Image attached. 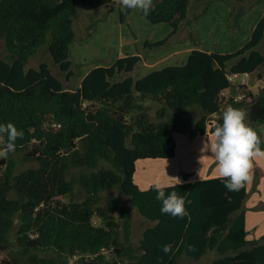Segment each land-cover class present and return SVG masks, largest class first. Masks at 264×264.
I'll return each mask as SVG.
<instances>
[{
    "label": "trees",
    "instance_id": "obj_1",
    "mask_svg": "<svg viewBox=\"0 0 264 264\" xmlns=\"http://www.w3.org/2000/svg\"><path fill=\"white\" fill-rule=\"evenodd\" d=\"M191 2L153 0L142 16L167 24L170 32L144 48L165 46L185 28ZM114 3L0 0L6 51L0 56V124L23 131L15 151L7 154L22 153L21 160L31 164L17 172L15 159L8 157L0 172V264H177L183 256L199 259L207 251L216 253L207 264H264V234L248 238V183L238 192H229L218 176L166 185L185 199L188 215L174 218L160 212L152 184L142 189L136 181L138 161L175 157V133L183 119L197 133L212 135L228 107L246 113L264 149V87L252 92L242 85L240 100L233 93L222 95L241 85L230 84L228 75L256 74L264 67V6L249 40L235 52L194 48L183 63L140 78L132 74L140 55L90 69L75 90L65 87L49 62L27 66L45 48L70 82L77 6L109 11ZM118 5L122 21L130 9ZM187 35L199 44L192 30ZM191 110L197 117L188 116ZM5 141L0 138V148ZM253 174L257 186L263 173L256 166ZM112 188L145 220L137 245L129 209L102 195ZM164 245L171 251L165 253Z\"/></svg>",
    "mask_w": 264,
    "mask_h": 264
},
{
    "label": "rangeland",
    "instance_id": "obj_2",
    "mask_svg": "<svg viewBox=\"0 0 264 264\" xmlns=\"http://www.w3.org/2000/svg\"><path fill=\"white\" fill-rule=\"evenodd\" d=\"M114 2V8L109 11L105 7L86 11L80 5L77 6L76 20H74L76 35L70 45L72 50H69V56L73 61V70L75 73L70 82H66L63 73L52 62L45 48L35 56H32L28 60L27 66L37 67L41 61H47L50 63L52 73L64 82L65 87L72 88L73 82H77L78 78L81 77L80 75L85 71L84 69L90 67L93 63H102L108 57L111 58V55L113 57L121 56V49L123 48L122 51H125L127 42L133 39V37V43H135L133 48L139 50L142 58L141 62L132 72L135 78L143 77L151 71L162 69L168 65L183 63L186 60L180 61L181 56L177 60H162L161 58L165 57V54L169 50H172L171 47L167 48L168 45L164 48L163 46L159 48L153 47L151 49L144 48L145 42L154 43L166 37L168 32H166L164 27L167 28L168 25L164 23L153 24L142 16L140 10L132 9H130L121 21L118 5L120 0H114ZM263 6V0H249L245 1V3H234L229 0H192L189 11L190 18H188L186 26L189 29L191 28L193 34L200 41L214 49L222 48L224 45H226L224 50L236 49L239 43L243 46L249 40L248 38L251 35L249 26L255 23V20L257 22L261 17ZM239 13L240 15L236 19V14ZM234 27H236V30ZM135 39L139 41H135ZM184 40H188L190 44H193L189 37L182 39L180 42L182 43ZM178 46H180L179 43ZM260 49L264 52L263 44ZM0 56L6 57V51L1 39ZM258 74H260L262 81L259 80L257 86L263 88L264 67L259 70ZM244 78V76L240 75L235 78V81L240 82ZM256 80L257 77L254 74L249 81V85L252 86L254 91H257L255 90ZM241 86H237L234 92H230L228 95L231 93L237 95ZM223 98L225 97L223 96ZM188 116L197 117L196 111L191 110ZM180 124L179 133H177V151L174 158L144 159L138 161L137 180L141 182V185L145 184V186L143 185L144 187L148 188L151 184L157 182L170 185L184 180L218 175V168L214 156L210 152H205L202 149L203 144L205 142L210 143L211 138L207 141V138L203 137L195 140L196 142L194 143H190V141H194L193 139H195V130L190 126L187 119H183ZM180 137L186 138L181 140ZM3 151L4 149L0 148V152ZM21 156L22 153L19 152L13 153L11 156L8 154L0 156V172L5 168L8 157L15 159L17 172L31 166L30 163L23 162ZM256 166L260 168L263 175L257 186L254 182V174L253 180L248 183V197L245 201V209L249 214L250 220L247 229L249 239L258 238L257 236L264 234V157L256 158L254 167ZM102 195L118 199L121 205L129 209L133 221L132 240L137 245L141 229L145 225L144 218L136 208L130 205L128 197L122 194L117 188L105 191ZM94 223H98L96 219H94ZM15 230L11 234L12 239H14ZM215 256L216 253L214 251H207L199 259L183 256L178 260L177 264H207Z\"/></svg>",
    "mask_w": 264,
    "mask_h": 264
},
{
    "label": "clouds",
    "instance_id": "obj_3",
    "mask_svg": "<svg viewBox=\"0 0 264 264\" xmlns=\"http://www.w3.org/2000/svg\"><path fill=\"white\" fill-rule=\"evenodd\" d=\"M153 6V0H120V8L140 10L147 16ZM246 113L238 108L228 107L222 116V123L212 129L210 143H204L202 149L210 152L216 161L218 177L229 192L240 191L245 184L253 180L252 169L258 157H264L261 140L255 129L247 122ZM24 135L14 124H0V138L6 137L4 151L0 156L15 151L16 141ZM151 189L161 202L160 212L171 217H186L185 199L175 191H166L163 183H153ZM165 253L171 251L170 245H164Z\"/></svg>",
    "mask_w": 264,
    "mask_h": 264
},
{
    "label": "crops",
    "instance_id": "obj_4",
    "mask_svg": "<svg viewBox=\"0 0 264 264\" xmlns=\"http://www.w3.org/2000/svg\"><path fill=\"white\" fill-rule=\"evenodd\" d=\"M229 1H232V2H234V3H236L235 2V0H229ZM204 2V1H203ZM219 5V4H218ZM219 7V6H218ZM190 9H191V7L189 8V11H190ZM188 18H190L189 17V13H188ZM256 24V20H255V23H252V24H250V26H249V31L250 32H252V29H253V27H254V25ZM164 29L166 30V32H170V27L168 26L167 28H165L164 27ZM188 29H189V27H187V26H185V28H183L179 33H177L176 35H174V36H172V37H170V39H169V41H168V43L165 45V46H167V48H169V47H171L172 48V50H169V52L167 53V54H165V57H162L161 59L162 60H167V59H172V60H177L178 58H179V56H181V58L179 59L180 61H183V60H185L186 59V57L188 56V54H189V52L191 51V50H193L194 48H198L199 50H203V51H207V52H219V53H232V52H235L236 50H238L239 48H241L242 47V44H238V47L236 48V49H227V50H224V48L226 47V45H224V46H222V48H219V49H214V48H212L211 46H209L208 44H205L204 42H202V41H200L198 38V41H199V45H198V47L196 46V45H194V44H190L189 42H188V40H184L182 43L180 42L182 39H186L187 37H188V35H187V31H188ZM230 29V28H229ZM190 30H191V28H190ZM130 39V38H129ZM249 39V38H248ZM247 39V40H248ZM135 41H139L138 39H135ZM134 42V37H133V39H131V40H129V42H127V48L125 49V51H122L123 50V48L121 49V51L120 52H122L121 54V56H119V57H122V56H124V55H140V52H139V50L138 49H134L133 47V45H135V43H133ZM178 43H179V45L180 46H178ZM242 43H244V42H242ZM186 44H188V46H186ZM139 45V44H138ZM165 46H163V48L165 47ZM69 50H72V47L70 46V48H69ZM69 55H70V51H69ZM70 57V56H69ZM119 57H113L112 55H111V58L110 57H108V59L107 60H103V62L102 63H93L90 67H88V68H86V69H84L85 71L83 72V74H81L80 76L81 77H79L78 78V81L77 82H73V85H72V88H67V89H69V90H75V89H77L79 86H80V81H81V79L83 78V76L90 70V69H92V68H94V67H96V66H108V65H110V64H112L117 58H119ZM116 58V59H115ZM71 59V58H70ZM115 59V60H114ZM72 60V59H71ZM144 60V59H143ZM73 62V61H72ZM177 62H179V61H177ZM254 74H251V75H243L245 78L242 80V81H240V82H238V84H241V85H244V87L245 88H247L248 90H250V91H252V92H257L261 87H258L257 86V84H258V81L259 80H261L262 81V79H260V77H258V73H256V77H257V80H256V89L255 90H257V91H254L253 89H252V86L251 85H249V81H250V79H251V77L253 76ZM264 87V86H263ZM244 90V89H243ZM230 93V90H224L223 92H222V95L224 96V97H227V95ZM177 133H179V131L178 132H176L175 133V137H176V142H177V140H178V134ZM196 136H195V139H193L194 141H190V143H194V142H196L195 140H199L200 138H203V137H206L207 138V141L211 138V135H201V134H199V133H197L196 131H195V133H194ZM198 135V136H197ZM183 138V139H182ZM186 138V137H185ZM184 137H180V139L181 140H184L185 139ZM216 176H218V175H215V176H213V177H216ZM207 177H209V176H207ZM203 178H206V177H203ZM198 179H202V178H198ZM193 180H195V179H193ZM136 181H137V183L140 185V188H146V187H144L145 186V184H143V185H141V182L140 181H138L137 180V175H136ZM249 214L246 212V226H247V229H248V223H249ZM257 224V223H256ZM257 237H259V236H257Z\"/></svg>",
    "mask_w": 264,
    "mask_h": 264
},
{
    "label": "built area",
    "instance_id": "obj_5",
    "mask_svg": "<svg viewBox=\"0 0 264 264\" xmlns=\"http://www.w3.org/2000/svg\"><path fill=\"white\" fill-rule=\"evenodd\" d=\"M237 76L236 75H232V74H230V75H228V79H229V82H230V84H232V85H236L237 83L235 82V78H236ZM242 94H237V95H235L234 97H233V99L234 100H240L241 98H242Z\"/></svg>",
    "mask_w": 264,
    "mask_h": 264
},
{
    "label": "water",
    "instance_id": "obj_6",
    "mask_svg": "<svg viewBox=\"0 0 264 264\" xmlns=\"http://www.w3.org/2000/svg\"><path fill=\"white\" fill-rule=\"evenodd\" d=\"M258 77H260V74H258Z\"/></svg>",
    "mask_w": 264,
    "mask_h": 264
}]
</instances>
